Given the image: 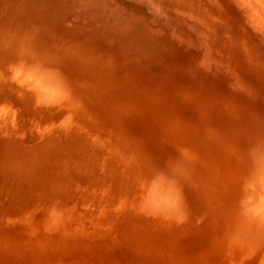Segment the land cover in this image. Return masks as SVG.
<instances>
[{
	"label": "rangeland",
	"instance_id": "374dc122",
	"mask_svg": "<svg viewBox=\"0 0 264 264\" xmlns=\"http://www.w3.org/2000/svg\"><path fill=\"white\" fill-rule=\"evenodd\" d=\"M0 264H264V0H0Z\"/></svg>",
	"mask_w": 264,
	"mask_h": 264
},
{
	"label": "bare ground",
	"instance_id": "6f19581e",
	"mask_svg": "<svg viewBox=\"0 0 264 264\" xmlns=\"http://www.w3.org/2000/svg\"><path fill=\"white\" fill-rule=\"evenodd\" d=\"M12 3V2H11ZM15 4V3H14ZM22 4V3H21ZM23 7V6H22ZM13 8V7H12ZM18 10H19V8H18ZM27 13V12H26ZM30 13V12H29ZM25 14V13H24ZM27 15H28V13H27ZM46 23V22H45ZM29 24H31V23H29ZM46 25V24H45ZM56 31V30H55ZM6 37H8V36H6ZM4 40V39H3ZM52 40V39H51ZM6 46V45H5ZM43 53V52H42ZM3 54V53H2ZM24 58V57H23ZM42 61V60H41ZM65 63V62H64ZM102 63V62H101ZM250 63V62H249ZM107 65V64H106ZM52 67H53V65H52ZM64 68V67H63ZM104 68V67H103ZM97 69V68H96ZM104 73V72H103ZM35 76V75H34ZM101 78V77H100ZM96 82V81H95ZM43 83V82H42ZM96 84V83H95ZM71 86H73V85H71ZM96 86V85H95ZM21 87V86H20ZM30 87V86H29ZM31 89V88H30ZM33 89V88H32ZM93 90V89H92ZM98 93V92H97ZM38 96V95H37ZM42 96V95H41ZM109 97H110V95H109ZM55 100V99H54ZM109 102V101H108ZM49 103V102H48ZM76 103V102H75ZM123 103V102H122ZM107 104V103H106ZM58 106V105H57ZM77 107V106H76ZM121 107V106H120ZM125 107V106H124ZM19 109V108H18ZM107 110V109H106ZM104 111V110H103ZM102 111V112H103ZM53 112V111H52ZM123 112V111H122ZM90 115V114H89ZM14 116V115H13ZM15 121V120H14ZM5 124H6V122H5ZM24 125V124H23ZM61 127V126H60ZM65 127V126H64ZM63 127V128H64ZM91 127V126H90ZM62 129V128H61ZM79 130V129H78ZM62 131H64V130H62ZM54 132V131H53ZM110 132V131H109ZM121 133V132H120ZM167 135V134H166ZM71 137V136H70ZM75 137V136H74ZM63 138V137H62ZM106 138V137H105ZM115 138V137H114ZM120 138V137H119ZM118 138V139H119ZM68 139V138H67ZM127 141V140H126ZM188 145V144H187ZM129 146V145H128ZM204 153V152H203ZM133 159V158H132ZM123 163V162H122ZM190 165V164H189ZM121 169V168H120ZM225 169H227V168H225ZM224 169V170H225ZM232 187V186H231ZM233 189V188H232ZM235 190V189H234ZM125 194V193H124ZM131 197V196H130ZM124 198V197H123ZM168 202V201H167ZM87 203V202H86ZM131 205V204H130ZM91 207V206H90ZM61 219V218H60ZM128 224V223H127ZM213 259V258H212ZM205 261V260H204Z\"/></svg>",
	"mask_w": 264,
	"mask_h": 264
}]
</instances>
